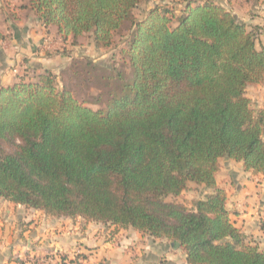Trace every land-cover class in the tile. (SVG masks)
<instances>
[{"label":"trees","instance_id":"1","mask_svg":"<svg viewBox=\"0 0 264 264\" xmlns=\"http://www.w3.org/2000/svg\"><path fill=\"white\" fill-rule=\"evenodd\" d=\"M144 1L30 0L73 43L89 33L107 48L129 27L132 74H116L113 87L101 76L103 109L50 69L0 87V197L178 242L188 264H264L216 181L222 157L264 172V109L256 113L246 95L264 79V47L214 0L187 1L181 15L156 5L138 20ZM189 182L213 191L193 209L167 200Z\"/></svg>","mask_w":264,"mask_h":264},{"label":"crops","instance_id":"2","mask_svg":"<svg viewBox=\"0 0 264 264\" xmlns=\"http://www.w3.org/2000/svg\"><path fill=\"white\" fill-rule=\"evenodd\" d=\"M167 1L164 0L163 3L156 1L154 6H166ZM214 1L230 10L234 15L241 17L240 19L245 23L249 22L250 26L264 21L263 0ZM178 6H182V4H178ZM152 8L153 6L141 20L146 18ZM179 12L180 10L176 9V13ZM0 32L3 35L0 39V87L11 86L17 82L20 77V75L18 76L19 70L24 72L21 76L25 77L30 76L33 71L39 73L44 69H51L56 73L66 62L71 60L72 56H78L81 53L88 54L90 51H84L85 46L82 47L81 52H79L78 47H73L75 52L72 56L63 54V47L61 46L67 44L63 42L64 40L58 32V28L52 25L48 27L44 25L40 15L30 6V0H0ZM91 42L90 47H94L93 39ZM96 48L99 51L103 50L102 47ZM230 161L232 160L230 159ZM239 166L236 170L240 174L245 173L243 181L248 185V188H244L241 190L242 192H239L240 197L235 194L233 199L241 200L244 197L243 201L246 198V202L253 203L258 194L261 196L264 194V179L261 184L258 183L259 180L256 175L251 176L250 174L253 171L246 170L243 162H240ZM243 185L244 183H242ZM226 191L229 190L226 189ZM247 193L249 195H246ZM252 196H255V198ZM228 201L230 202L229 197ZM228 201L227 208L229 209ZM251 207L248 208L251 210L250 212L244 213V218L247 219L245 226H241L243 228L242 232L251 230L253 228L251 224L258 217L256 213L255 217L252 216L254 213H252ZM262 208H264V205ZM86 224L90 225L85 227ZM93 224L98 226L95 227ZM105 225L88 221L82 217L71 218L49 215L43 210L28 208L0 197V264H35L27 262L25 259L29 256L41 257L52 250L57 253H71L78 240L85 242V245L89 248L97 247L95 251L89 250V252H96V255H100V252L103 250L102 253H104L105 248L110 245L109 242L95 237L97 236V230ZM124 229L125 234L119 238V246L115 249L111 248L112 250H108L107 254L114 252L121 259L127 258L128 256L125 255L121 247L125 248L128 244H132L138 235H145L132 227ZM17 257L24 262L18 263L16 261ZM93 258H95V255Z\"/></svg>","mask_w":264,"mask_h":264},{"label":"rangeland","instance_id":"3","mask_svg":"<svg viewBox=\"0 0 264 264\" xmlns=\"http://www.w3.org/2000/svg\"><path fill=\"white\" fill-rule=\"evenodd\" d=\"M156 1H159L158 3L164 2V0H146L142 2L134 10L136 18L141 20L152 6L155 7L154 4H156ZM187 1L193 0H168L166 6L173 7L175 10L179 9L180 12L178 15H181L182 8L185 7ZM262 3L264 4V0ZM178 4H182V6H178ZM238 18L243 21L240 19L241 17ZM246 25L248 30H253L255 33L256 46L258 48L264 47V21L252 26L247 22ZM52 26L56 27L55 25ZM127 26L130 25L128 24ZM130 31L129 27H126L123 31L118 32L115 35L113 45L107 48L102 47V51H99V49L96 48V45V47H90L92 45V36L89 33L82 35L76 43H73L71 39L64 40L63 42L67 45L61 47H63L62 53L65 55L72 56L75 52L73 47H78L79 52H81V49H83L82 47L85 46L84 51H90L88 54L81 53V55L72 56L71 60L66 62V64L56 73L50 69L57 76L58 84L61 86L69 83L77 98L88 106L94 109L105 108L107 87L104 84L107 83V80L102 81L101 76L106 75L109 78L112 77L111 87H113L120 81L116 74L120 72L123 74L124 79H127L132 74V67L126 52L131 38ZM88 62H90L92 67H95L96 69H92L91 65L87 64ZM74 68L77 72L76 75L73 73L75 70ZM44 70L40 72H43ZM19 71L20 73H18V76L20 75V77L18 81L21 79H32L34 78L35 73H38L33 71L30 76L25 77L21 76L24 72H21V70ZM99 95H102V99L97 100ZM246 95L249 97L251 107L256 113L259 110L264 109V79L260 83L250 84L247 88ZM231 160L232 161H230V158L228 157L220 158V167L216 174L217 184L225 190H229L227 194L229 195L228 197L230 200V202L228 201V207L231 213L230 217L235 225H239L236 226L239 227L241 231H243L241 226H245L247 219L244 218V213L251 211L248 208L252 206V213H254L252 214L253 217H255V213L258 214V217L251 224L253 225V228L248 232L243 233L245 235V244L256 245L261 250H264V208H262L264 205V194L262 196L258 194L256 198L255 196H252L255 198L253 203L246 202V198L245 201H243L244 197H242L241 200L233 199L235 194H237V197H240L241 194L239 192H242L241 190L244 188H248V185L243 181L245 173L243 172L240 174V172L236 170L240 167V162L233 159ZM250 175H256L259 180L258 183L260 184L264 179V172H252ZM242 183H244L245 186H242ZM212 191L213 188H208L204 185H198L191 182L179 196H169L167 200L183 203L188 208L193 209L197 200L204 198L207 193H211ZM246 195H249V193ZM88 225L90 224H86L85 227H88ZM93 225L95 227L98 226L96 224ZM124 234L125 229L123 227L113 225L100 227V229L97 230V236L95 237L109 242L110 244L105 248L104 253H102L103 250L100 252V255H96V252H89V250L95 251L97 247L89 248L85 245V242L78 240L76 241L74 248L71 250V253H57L52 250L41 257L48 260L46 261L48 262L47 264H58V261L63 257L66 258L67 263L72 262V264H188L186 262L185 253L179 246L178 242H173L165 238H155L147 234L143 236L138 235L134 240L135 243L128 244L125 248L121 247L125 252V255L128 256L127 258L121 259L120 256L115 255L114 252L112 254H107L108 250H112L111 248L115 249V247L119 246V238ZM94 255L95 258H93ZM16 261L18 263L24 262L21 258H16Z\"/></svg>","mask_w":264,"mask_h":264},{"label":"built area","instance_id":"4","mask_svg":"<svg viewBox=\"0 0 264 264\" xmlns=\"http://www.w3.org/2000/svg\"><path fill=\"white\" fill-rule=\"evenodd\" d=\"M15 71H17V70L15 69ZM19 257H17V258H19ZM25 260L27 262H32V263H37V264H40V263H43V262L48 263V262H46V261H48L47 259H43V257H37V256H29Z\"/></svg>","mask_w":264,"mask_h":264}]
</instances>
